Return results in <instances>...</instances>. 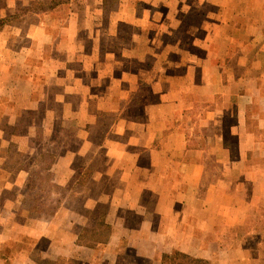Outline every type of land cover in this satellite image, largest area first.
Here are the masks:
<instances>
[{
    "label": "crops",
    "instance_id": "0c3cea01",
    "mask_svg": "<svg viewBox=\"0 0 264 264\" xmlns=\"http://www.w3.org/2000/svg\"><path fill=\"white\" fill-rule=\"evenodd\" d=\"M109 2L0 0V113L14 125H0V172L8 144L36 136L18 133L21 115L40 110L38 120L77 124L84 143L52 152L53 183L66 184L72 156L99 155L94 200L112 211L92 226L64 196L45 229L9 209L4 193L21 194V181L0 176V264H98L97 241L81 237L106 224V264L124 248L152 264L173 250L264 264V0ZM11 230L49 245L7 255Z\"/></svg>",
    "mask_w": 264,
    "mask_h": 264
},
{
    "label": "rangeland",
    "instance_id": "374dc122",
    "mask_svg": "<svg viewBox=\"0 0 264 264\" xmlns=\"http://www.w3.org/2000/svg\"><path fill=\"white\" fill-rule=\"evenodd\" d=\"M110 1V2H109ZM109 8L112 4V0H108ZM4 105V99L1 100ZM10 109V108H9ZM42 112L36 110L34 112H28L21 115L27 120L21 122L18 127V133H36L35 138L30 139L28 137L18 138L16 137L8 144V150H6V159H4V171L0 172V176L4 175V179H20L21 184L18 186V193L16 196V191H6L4 194L8 198H13L8 201L9 209H13L14 212H18L23 217L31 220H38L42 222L41 227L47 228V224L50 221V215L58 208L59 204L63 203L64 196H67L65 205L68 207L67 210L75 215H84V221L92 225L101 218H108V215L112 213L109 209V203L107 202H95L94 199L98 196V181L91 179L90 177L96 173L97 165L104 162L102 157L92 153L80 155L76 154L72 156V171H70V178L67 180L65 185H55L51 180L52 173L47 170V167L52 163L54 153L58 156H65L66 151L69 152H80L81 146L84 144L81 142L80 130L77 124L66 125L63 122H49L48 120H38ZM37 116V120L35 117ZM31 118V120H29ZM105 125H109L110 122L106 121ZM0 125L4 126V132H9L13 129L14 125L11 123L6 124L4 122V115L0 113ZM92 131H87L91 134ZM52 135L49 136V134ZM97 135V132L94 131ZM96 140V137H95ZM6 141V139H5ZM92 146L96 145L94 140H90ZM7 144H4V146ZM37 150L36 153L31 151ZM71 155V154H70ZM17 188V187H15ZM23 191V192H22ZM23 193V194H22ZM19 198V202H18ZM90 208L87 207L88 200ZM60 204V206H61ZM59 206V207H60ZM120 214L124 215L128 219L130 215H134L133 212L128 213L120 211ZM44 220V221H42ZM259 221V219H258ZM264 221V220H263ZM16 225V223L14 224ZM37 228L39 224L36 225ZM95 231V232H92ZM91 235L84 233L82 235L81 242L85 239L84 243L87 242V238H93L96 242V246L89 250V256H91L98 264H106L107 253L106 252V231L110 232L109 226L100 225L96 230H92ZM89 232V230H88ZM9 236L15 239L14 241H9V244L4 246V253L7 255H12L19 248L24 247L26 244L29 245L32 242L35 247H38L40 251L47 248L49 245V240L45 237L40 238L39 241H34L30 238H22L21 242H17V232L11 230ZM256 237V236H254ZM24 241V242H23ZM253 243V242H252ZM91 245V244H90ZM11 246V247H10ZM8 249V251H7ZM84 252V251H83ZM42 256V255H41ZM116 264H152V260H147L146 258L139 257L135 254L134 250L131 248H124L120 253L117 252ZM81 259L87 257L80 253ZM102 258V259H99ZM35 264H84L82 261L68 258H58L56 260H51L49 258H40L39 256H34ZM189 258V259H188ZM182 258L178 256V260L172 264H199L192 261V257ZM161 259V257H160ZM206 262V261H205Z\"/></svg>",
    "mask_w": 264,
    "mask_h": 264
},
{
    "label": "trees",
    "instance_id": "16d2710c",
    "mask_svg": "<svg viewBox=\"0 0 264 264\" xmlns=\"http://www.w3.org/2000/svg\"><path fill=\"white\" fill-rule=\"evenodd\" d=\"M178 256H180L182 258H188L189 257V255H187V254H184V253L177 251V250H173L171 252L162 254L161 259L159 261V264L175 263L178 260ZM192 261H195L196 263H199V264H206L205 260L200 259V258H193L192 257ZM176 264H179V263H176Z\"/></svg>",
    "mask_w": 264,
    "mask_h": 264
}]
</instances>
